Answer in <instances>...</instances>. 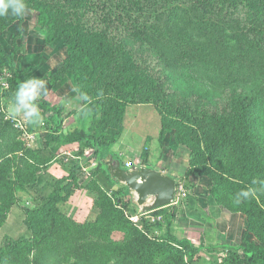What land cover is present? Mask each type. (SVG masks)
Instances as JSON below:
<instances>
[{
    "label": "trees",
    "instance_id": "1",
    "mask_svg": "<svg viewBox=\"0 0 264 264\" xmlns=\"http://www.w3.org/2000/svg\"><path fill=\"white\" fill-rule=\"evenodd\" d=\"M126 1L27 0L28 8L38 11V25L47 28V40L59 38L63 41L67 50L65 70L71 72L79 96L81 92L89 96V101L83 100L84 105L100 112L98 124L104 130L97 133L90 126L88 130L63 132L64 105L39 99L34 103H38L42 114H49L45 123L49 137L61 142L84 143L93 154L89 161L98 160L97 170L109 178L99 162V154L104 147L111 149L118 140L124 129L126 106L135 99L142 103L152 102L161 116L160 140L167 131L174 130V145L190 149L192 166L203 164L200 173L213 181L212 191L222 188L226 191L228 187L230 195L235 193L236 197L241 189L249 186L259 187V191L264 189V184L260 183L264 181V0H247L243 6L252 35L249 42L253 50L263 54V66L257 73L243 78L244 87L230 91L225 90V86L219 88L214 79L204 81L199 77L201 71L217 72L215 67L219 66L213 65V61L210 67L197 66L195 59L186 58L183 53V56H173L165 48L163 42L172 32L168 23L177 20L193 30L192 22L187 20L188 10L173 6L161 13L163 17L158 15L157 18L167 19L169 29L165 31L160 25L163 22L149 25L141 20L142 7L139 14L125 11ZM128 1L133 6L136 2L139 4L137 0ZM190 1L207 18L215 17L220 22L242 19L234 16L243 0ZM14 19L11 17L10 22ZM17 49L15 42L14 51ZM145 50L149 55L155 54V64L152 56L148 61V56L141 54ZM169 50L171 52V48ZM157 65L160 68L157 69ZM6 66L14 68L15 60L0 42V67ZM169 66L179 71L180 82L171 77L172 71L166 72ZM13 72L18 78L8 77L7 81L14 92L26 76L18 67ZM100 90L104 93L102 97L97 95ZM88 105L82 111H86ZM110 131L113 132L108 137ZM16 152L19 154L11 156ZM55 152L46 154L28 149L23 142V147L4 154L6 159H14L11 169L15 173L14 180L19 183L14 194L17 189L29 190V193L34 190L38 196L32 208H24V224L29 236L6 239L0 246V264H16L11 259L24 257L23 254L42 237L47 238L48 244L39 249L36 264H196L194 260L200 248L190 239H179L172 233L175 211H169L168 206L155 210L157 216L162 217L154 222L161 235L149 236L126 215L128 207L133 208V213L139 212L130 199L128 203L124 201L128 196L123 193L122 186L110 195L92 179L86 186L96 190V205L101 210L97 218L77 223L66 215L59 203L67 201L72 191L80 187L78 171L81 167L78 163L71 165L69 174L56 179L47 192L41 193L39 175L50 166ZM7 179L8 175L0 170V182ZM3 195L1 191L0 201ZM12 198L6 201L7 208L16 199ZM239 208L235 210H246L242 206ZM114 231L121 232L123 237L114 240L111 237ZM224 247L226 251L220 264H264V248L254 241L246 239L240 245ZM205 248L210 251L214 247L207 245Z\"/></svg>",
    "mask_w": 264,
    "mask_h": 264
},
{
    "label": "rangeland",
    "instance_id": "2",
    "mask_svg": "<svg viewBox=\"0 0 264 264\" xmlns=\"http://www.w3.org/2000/svg\"><path fill=\"white\" fill-rule=\"evenodd\" d=\"M137 1L139 4L136 2V5L133 6L127 0L125 5L123 4L125 11L131 10L139 14V8L142 7L144 14L140 17L141 20L146 21L149 25L163 22L164 24L160 25L163 26L161 29L165 31L169 27L167 26V19H160V17L164 16H161V13L164 14L169 9H172L173 6L188 10L186 14L187 20L192 22L193 30H188L186 24L183 26L177 20L172 21L171 24L168 23L169 26H172V32L169 33L163 43L171 55L181 56L183 53L186 58L195 59L194 62H196L197 66L202 64L210 67V61L214 62L213 65L219 66L215 67L217 72H199V77L204 81L214 79L218 83L216 85L220 86L219 88L225 86L224 89L230 91L232 88L244 87L246 82L243 78L257 73V70L263 66V54L253 50L249 42L252 35L248 31L249 19L246 22L245 17L247 18V15H244L245 10H243L244 4L248 2L247 0L241 1L239 7L235 9L237 14L234 18L239 16L242 19L235 21L232 19L226 21V19L222 22L215 17L210 19L202 15L194 8L190 0ZM28 9L27 14L21 20L14 19L10 22L11 17H0V42L4 50L9 54H13L15 67H18L24 73L26 79L32 77L44 79L47 82V92L51 90V87L54 89L64 87L65 90L69 91V89H72L73 93L79 95L74 86L71 72L65 70L66 68L63 64L67 56L63 41L59 38L48 41L46 38L47 28L40 27L37 22L38 11L31 8ZM158 15H160L159 18H157ZM202 31L207 32L203 33ZM177 36H180L179 40ZM15 42L18 45L16 52L14 51ZM147 51L145 50L141 54H144L145 57L147 55L148 61L152 56L155 64L157 62L155 54L151 53L149 55ZM239 63L241 65L237 67ZM171 67L169 66L166 72L172 71L170 72L171 77L178 82L179 71H174L175 67ZM14 68L10 66L0 67V170L8 175L6 181L0 182V192L4 191L0 201V246L8 238L16 239L21 235L28 234L24 224V208L26 206L33 207L32 204H34L35 197L38 196L34 190L33 193H29V190L23 192L17 189L16 195L14 194L19 184L18 181L14 180L15 173L11 169L14 159L13 157L6 159V156H4V154L9 155L8 152L14 149L23 147V142L25 144L26 140L30 139L24 138V129L21 125L23 120L17 119L13 121L7 118V102L14 93L10 89L7 78H18L16 73L13 72ZM156 68H160V65H157ZM201 86L203 87V85H199L202 89ZM50 95L51 92L40 99H48L57 105L63 104L62 97L58 98L60 96ZM85 105L83 102V108ZM136 105H151L156 109V105L152 102L142 103L138 99L130 100L126 106V110L127 107L130 108L127 115L124 116V125L130 121L133 122V125L132 130L126 132L123 136L124 148H127L126 151L129 148L131 150L133 148V152L136 150L138 152L140 150L147 152L144 148H152L153 143L156 142V130L152 124L146 122L149 118V111L146 109L141 111V108H137ZM85 109L87 110H81L79 115L76 116L73 126L67 127V132L74 129L88 130L90 126L97 133L104 131L102 125L98 124L101 116L100 112H95L89 105ZM134 111H141L137 121H134V115L132 114ZM155 111L157 113L156 117L158 115L161 121L159 112L157 109ZM42 116L45 126L46 121L49 120V114H42ZM17 131L21 134H16ZM113 131L119 132L117 129ZM113 131L108 133V137ZM123 131L124 129L120 132L119 137L122 136ZM158 139L160 140V131ZM163 140L172 145L171 147H178L174 145V130L167 131L160 142L164 143ZM181 146L179 155L178 151L175 152L179 157L176 155L172 156V159H174L173 165L179 167L178 196L175 203L168 206V209L176 213L173 219L172 233L179 239H190L196 248H200L201 251L195 256V263L220 264L226 251L224 245H240L246 239L254 241L264 248V189L259 191L257 189L259 187L249 186L257 189L256 196L237 205L235 203V193L230 195V188L227 187L226 191L223 190L224 188L212 191L213 181L208 176L200 173L203 164L192 166L190 149L185 145ZM82 148H84V145ZM53 151H57V147H54ZM88 151L91 153L88 152V156H92V151ZM18 152L11 153V156L19 154ZM89 158L87 159L89 160ZM91 162V164L98 165V160L92 159ZM55 180L47 179L50 184ZM46 190L48 191V189ZM41 193H44V190ZM12 197H16V199L7 208L5 203L6 201H12ZM128 199L126 197L124 201L128 203ZM241 206L249 212H246V210H235L240 209L239 207ZM60 209L62 211L66 210L64 205H61ZM126 209L125 213L129 217L137 214L132 212V207ZM64 213L70 217V212ZM156 217L157 212L154 211L139 216L137 221L130 220L133 224L138 225L142 231L148 233L149 236L159 237L161 232L154 225ZM187 218H191L193 222H188V226H181L187 223ZM111 237L114 240H120L123 234L114 231ZM46 241V237L39 238L38 244L36 243L30 250H27L23 254L25 255L24 257L15 256L11 261L16 264H36L35 261L39 249L47 246L48 243ZM207 245L214 248L209 251L205 249Z\"/></svg>",
    "mask_w": 264,
    "mask_h": 264
},
{
    "label": "crops",
    "instance_id": "3",
    "mask_svg": "<svg viewBox=\"0 0 264 264\" xmlns=\"http://www.w3.org/2000/svg\"><path fill=\"white\" fill-rule=\"evenodd\" d=\"M50 92L51 95L54 94L57 97L60 96L58 98L62 97L61 100L63 101L64 108L62 111L63 119L61 124V131L66 132L67 127L70 128L73 126L74 120H76V116H78L80 111L82 110L83 100L79 95L73 93L72 89H69L68 91L65 90L64 87L55 89L51 87V90L47 92V95ZM136 106L137 108H141V111L143 109L149 111V118L146 122L152 124L154 129L156 130V142L153 143L152 148H144L147 150V152H144V150H140L139 152L136 150L133 152V148L132 150L129 148V150L126 151L127 148H124L125 143L123 136L126 132L132 130L133 122L130 121L126 122V124L124 125L125 128L122 136L119 137L118 140L111 145V150L116 153L119 157H123V163L128 161L132 164L140 163L144 165H152V167L161 169L173 176L178 177L179 167L173 165L174 159H172V156H178L180 153L179 149L182 146L180 145L175 148L171 147L172 145L167 143V141L165 140H163L164 143H161L158 139L159 131L161 129V121L158 115L156 117V109L151 105ZM129 108L130 107H127L125 116L127 115ZM140 112L134 111L132 113L134 115V121H137ZM126 119L128 118L126 117ZM22 122L23 124L21 125L24 129V138H30L29 140H26L27 142L25 143V145L27 144L26 146L28 149L38 151L40 150L41 152L47 154L50 152H55L53 151V149L54 147H57V151L54 154V158L50 166L47 167L46 170H43L39 175L38 183L41 186L40 187L38 185L40 187L39 189H41L42 191H46V189L50 187V183L47 181V179H58L64 175L69 174L70 166L75 163H78L81 167L78 171V183L80 187L72 191L71 197L67 201L60 202L59 207L61 205H64L66 210L63 211L70 212V217L77 223H84L87 221L95 220L101 210L96 205V190L88 188L86 184L92 179L96 180L98 186L110 195L121 186L112 182L107 177V175L103 173V171L97 170L98 165L91 164L92 162L87 159L89 158V149L85 147L82 148L83 144L78 142H61L56 141L54 138H50V131L47 130V128L44 126V122L42 125L39 126H32L25 123L24 121ZM177 151L178 155L177 153H175ZM32 206H34V204H32ZM186 222V225L184 224L181 226H188V222L191 223L193 221L191 218H187Z\"/></svg>",
    "mask_w": 264,
    "mask_h": 264
},
{
    "label": "water",
    "instance_id": "4",
    "mask_svg": "<svg viewBox=\"0 0 264 264\" xmlns=\"http://www.w3.org/2000/svg\"><path fill=\"white\" fill-rule=\"evenodd\" d=\"M99 162L105 167L109 179L125 188L123 193L138 212L148 213L175 203L178 177L140 163L125 167L121 157L106 147L99 154Z\"/></svg>",
    "mask_w": 264,
    "mask_h": 264
},
{
    "label": "clouds",
    "instance_id": "5",
    "mask_svg": "<svg viewBox=\"0 0 264 264\" xmlns=\"http://www.w3.org/2000/svg\"><path fill=\"white\" fill-rule=\"evenodd\" d=\"M27 0H0V17H12L15 19H23L28 12ZM47 94V82L41 78H28L20 81L11 99L7 102L6 112L7 118L13 121L17 119L23 120L32 126L42 125L44 122L38 101L42 96ZM98 96L104 95L103 90L97 93ZM81 99L89 101V96L81 92ZM257 181H253L256 184ZM260 183L264 184V181ZM257 189L247 187L241 189L235 198V203L239 205L242 201L249 200L256 196Z\"/></svg>",
    "mask_w": 264,
    "mask_h": 264
},
{
    "label": "built area",
    "instance_id": "6",
    "mask_svg": "<svg viewBox=\"0 0 264 264\" xmlns=\"http://www.w3.org/2000/svg\"><path fill=\"white\" fill-rule=\"evenodd\" d=\"M131 164L132 163H130V162H128V161H126L125 163H124V165H125V167H130L131 166ZM179 189V188H178ZM177 196H178V192H177V195H176V198H177ZM149 213V212H148ZM145 214H147V213H137L136 215H132V216H130V219L131 220H133V221H137L138 220V218H139V216H141V215H145ZM162 217L160 216V215H158L157 217H156V219H161Z\"/></svg>",
    "mask_w": 264,
    "mask_h": 264
}]
</instances>
